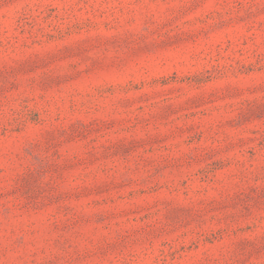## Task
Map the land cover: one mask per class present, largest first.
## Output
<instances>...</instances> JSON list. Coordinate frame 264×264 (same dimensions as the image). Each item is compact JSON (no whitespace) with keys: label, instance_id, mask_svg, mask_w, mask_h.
Returning a JSON list of instances; mask_svg holds the SVG:
<instances>
[{"label":"rangeland","instance_id":"rangeland-1","mask_svg":"<svg viewBox=\"0 0 264 264\" xmlns=\"http://www.w3.org/2000/svg\"><path fill=\"white\" fill-rule=\"evenodd\" d=\"M0 264H264V0H0Z\"/></svg>","mask_w":264,"mask_h":264}]
</instances>
